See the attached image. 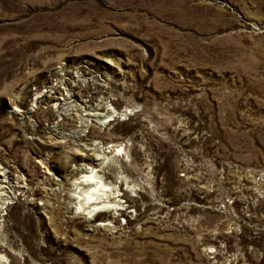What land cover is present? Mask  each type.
Returning <instances> with one entry per match:
<instances>
[{"label": "rangeland", "instance_id": "rangeland-1", "mask_svg": "<svg viewBox=\"0 0 264 264\" xmlns=\"http://www.w3.org/2000/svg\"><path fill=\"white\" fill-rule=\"evenodd\" d=\"M0 166L6 264H264V0H0Z\"/></svg>", "mask_w": 264, "mask_h": 264}, {"label": "bare ground", "instance_id": "bare-ground-1", "mask_svg": "<svg viewBox=\"0 0 264 264\" xmlns=\"http://www.w3.org/2000/svg\"><path fill=\"white\" fill-rule=\"evenodd\" d=\"M45 96V93L39 94L37 96V99L40 101ZM72 97L73 96H71L69 92H66L60 97H57L53 104L59 112L63 114H70L72 110H78L77 103ZM82 114L97 116L99 113L89 111ZM101 158L103 157H99L98 155L95 157V159L97 160H100ZM89 168L90 167H85L84 169L86 173L81 174V176H79L74 182L76 191L75 197L79 198V207L82 208V211L85 214L89 215V217H93L95 214H98L99 212L104 210L121 209V203L118 202L117 196L115 195V189L109 187L108 184L103 182L101 175H99L98 173L99 168ZM0 176V189L7 187L6 190H0L1 209L3 205L8 202V200L13 196V185L10 183L9 179H7V171L2 166H0ZM8 185H10V187ZM23 186L24 185H22L21 187ZM98 224L106 225L108 224V222L102 221ZM0 264H6L4 261V256L2 254H0Z\"/></svg>", "mask_w": 264, "mask_h": 264}]
</instances>
